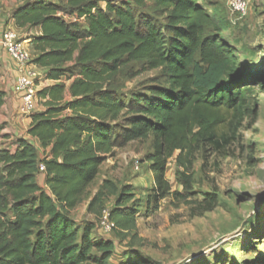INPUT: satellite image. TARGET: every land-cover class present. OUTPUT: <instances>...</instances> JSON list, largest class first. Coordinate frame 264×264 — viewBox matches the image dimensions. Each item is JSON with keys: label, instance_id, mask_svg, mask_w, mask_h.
<instances>
[{"label": "trees", "instance_id": "trees-1", "mask_svg": "<svg viewBox=\"0 0 264 264\" xmlns=\"http://www.w3.org/2000/svg\"><path fill=\"white\" fill-rule=\"evenodd\" d=\"M15 1L20 4L11 19L17 31L40 30L28 38L31 63L50 84L37 91L43 109L29 116L26 135L48 153L39 160L37 148L23 138L13 152L0 149V264H109L115 242L94 239L95 227L76 225L70 213L115 148L148 138L152 200L170 197L176 206L189 205L194 217L212 212L217 188L201 199L193 192L196 154L224 156L243 124L256 122L258 95L264 94L263 71L243 70L228 38L221 36L228 23L215 9L209 13L202 0ZM149 4L162 23L137 13ZM129 63L160 74L144 93L124 101L112 82ZM63 77H73L68 88ZM4 97L0 91V107ZM171 158L178 191L166 179ZM132 191L105 179L86 207L98 219L105 200L114 198L111 233L126 247L116 264H148L137 252L144 240L137 232Z\"/></svg>", "mask_w": 264, "mask_h": 264}, {"label": "rangeland", "instance_id": "rangeland-1", "mask_svg": "<svg viewBox=\"0 0 264 264\" xmlns=\"http://www.w3.org/2000/svg\"><path fill=\"white\" fill-rule=\"evenodd\" d=\"M45 1L57 3L58 0ZM218 1L214 8L203 6L209 13L215 9L218 18L228 23L227 31L221 32V36L228 38V45L243 70L264 73V0H246L248 13L244 18L229 10L228 0ZM99 6L104 8V3L100 2ZM139 12L157 23L163 22L160 12L151 9L150 4ZM141 70L140 64L129 63L113 80L116 93L124 101L133 93H144V88L160 74L158 69ZM41 79L38 91L50 84L43 74ZM72 80L73 77H63L61 83L68 88ZM257 107L256 122L250 127L246 122L243 124L239 138L224 151V156L209 151L196 154L191 170L195 182L193 192L201 199L199 196L208 193L212 186L217 188L219 201L212 212L194 217L189 205L176 206L170 197L158 203L152 200L153 177L145 156L152 152L153 145L152 138H148L115 148L112 155L106 157L86 197L70 213V218L81 227L93 225L91 236L94 239L102 237L115 242V254L109 264L123 258L125 242L116 241L112 233H103L99 218L95 219L86 211L88 201L106 179L119 187L133 188L138 205L137 232L144 240L137 252L148 264H258L259 260H264V94L258 95ZM42 109V101L37 100L35 111ZM123 122L121 118L118 124L123 125ZM43 158L42 151L38 159ZM176 171L171 158L166 179L173 191L180 190ZM113 200L112 197L105 200V209L111 208Z\"/></svg>", "mask_w": 264, "mask_h": 264}, {"label": "crops", "instance_id": "crops-1", "mask_svg": "<svg viewBox=\"0 0 264 264\" xmlns=\"http://www.w3.org/2000/svg\"><path fill=\"white\" fill-rule=\"evenodd\" d=\"M218 2V0H202L204 5L206 4L211 8H214ZM19 4L20 3L15 0H0V36L5 30H17L13 25L11 13ZM18 32L28 41L27 47L33 55L30 39L28 38L29 36L39 35L40 30L38 28H33L23 29ZM14 80V63L0 48V91L5 93L3 104L0 107V149H7L10 152H13L16 148V141L23 138L32 142L37 148L39 156V153L41 155L42 150L38 147V143L26 135V131L30 124V117L22 116L17 112L18 97L14 94L12 89ZM48 85L49 84L46 86ZM47 153L48 150L45 151L44 157Z\"/></svg>", "mask_w": 264, "mask_h": 264}, {"label": "built area", "instance_id": "built-area-1", "mask_svg": "<svg viewBox=\"0 0 264 264\" xmlns=\"http://www.w3.org/2000/svg\"><path fill=\"white\" fill-rule=\"evenodd\" d=\"M246 0H228L229 10L239 18L247 15ZM0 48L10 57L14 63L15 80L13 92L18 97V114L30 116L35 112L37 103L38 84L42 80V71L31 63V52L27 47L25 38L17 30H5L0 36ZM135 168L138 169L136 165ZM38 171L44 172V166L39 164ZM100 228L103 233H111L114 229L109 220V210L104 209L99 217Z\"/></svg>", "mask_w": 264, "mask_h": 264}]
</instances>
